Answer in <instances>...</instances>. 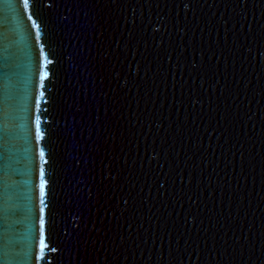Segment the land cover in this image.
Listing matches in <instances>:
<instances>
[{"label":"water","instance_id":"1","mask_svg":"<svg viewBox=\"0 0 264 264\" xmlns=\"http://www.w3.org/2000/svg\"><path fill=\"white\" fill-rule=\"evenodd\" d=\"M18 2L35 37L28 0H0V17L16 29ZM95 2L96 32L70 23L63 68L44 69L45 99L68 106L42 104L70 163L54 199L80 192L82 208L55 218L67 247L41 264H264V0ZM61 9L74 22L73 0Z\"/></svg>","mask_w":264,"mask_h":264},{"label":"snow or ice","instance_id":"2","mask_svg":"<svg viewBox=\"0 0 264 264\" xmlns=\"http://www.w3.org/2000/svg\"><path fill=\"white\" fill-rule=\"evenodd\" d=\"M62 3L64 0H28V15L35 24V37L32 27L29 29L25 23L21 26L24 18L19 2L8 5L15 17L16 29L10 26L9 17H0V264H41L46 249L59 253L63 260L67 245L56 227L55 218L62 217L65 228H68L69 221L76 214L73 209L79 211L82 208L80 192L74 198L65 195L69 201L67 209L62 201L54 199L59 174L70 163L57 144L65 135L64 130L58 127L55 119L42 121L49 111L42 104L57 107L61 112L68 106L61 107L60 102L51 96L45 99L44 82L49 72L44 69L53 61L58 69L63 68L62 32L70 23L75 30L68 32L70 37L77 31L85 38L89 31L96 32V2L73 0L74 8L79 9L74 12V22L63 13ZM17 31L23 43L22 50L17 47ZM77 60L88 72L85 58L78 52L73 56V61ZM52 76L58 79L59 71L52 72ZM77 95L82 97V108L76 106ZM73 107L81 116V125L87 129L85 120L89 104L83 84L80 93L73 89ZM81 150V143L76 140L71 165L81 162ZM83 151H87L86 141ZM65 211L68 215H64Z\"/></svg>","mask_w":264,"mask_h":264}]
</instances>
